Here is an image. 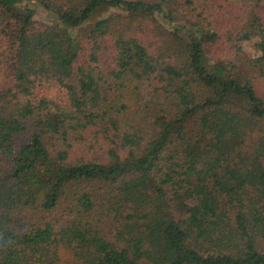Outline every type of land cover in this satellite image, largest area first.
<instances>
[{
	"label": "trees",
	"instance_id": "16d2710c",
	"mask_svg": "<svg viewBox=\"0 0 264 264\" xmlns=\"http://www.w3.org/2000/svg\"><path fill=\"white\" fill-rule=\"evenodd\" d=\"M0 264H264V0H0Z\"/></svg>",
	"mask_w": 264,
	"mask_h": 264
},
{
	"label": "rangeland",
	"instance_id": "374dc122",
	"mask_svg": "<svg viewBox=\"0 0 264 264\" xmlns=\"http://www.w3.org/2000/svg\"><path fill=\"white\" fill-rule=\"evenodd\" d=\"M142 1H146L149 3H155V2H158L159 0H142ZM29 6L36 10L35 19L37 21L47 23V24L49 23V21H51V18H49L50 14L43 11L41 8L36 7V5H34L33 3L29 4ZM112 12H115V10L112 11V10L106 9V10H99L95 12V14L83 24V27L89 26L94 21L100 18H103ZM243 49L250 56L257 55V51H255L252 44L250 43L244 44ZM36 93L39 96L47 97L58 103H68V96L65 90L53 81H47L41 84L40 86H38Z\"/></svg>",
	"mask_w": 264,
	"mask_h": 264
}]
</instances>
